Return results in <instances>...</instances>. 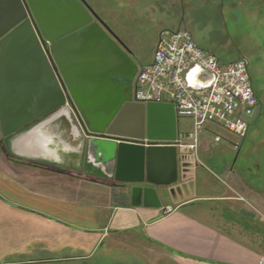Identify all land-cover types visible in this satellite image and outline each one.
<instances>
[{"label":"crops","instance_id":"1","mask_svg":"<svg viewBox=\"0 0 264 264\" xmlns=\"http://www.w3.org/2000/svg\"><path fill=\"white\" fill-rule=\"evenodd\" d=\"M87 2L95 6L94 0ZM223 2L194 8L186 0L183 18L164 8L155 12L168 23L189 28L196 21L195 9H224ZM139 16V11L115 13L108 23L127 48L131 63L114 67L106 51L96 52L93 66L88 64L84 73L90 72L95 87L100 86L96 97L104 103L92 100L83 89L89 112L104 113L107 104L126 94L127 84L132 89L137 85L138 71L152 62L161 33L151 58L143 59L135 45ZM87 39L67 50L72 64L91 48ZM13 58L0 75V111L52 112L57 105L52 87L43 75L26 71L24 60ZM110 67L115 71L111 79H103ZM133 68L135 75L127 79ZM259 101L260 110L245 138L217 130L223 137L220 142L202 137L197 152L179 151L178 182L157 187L161 207L133 206L131 187L116 182L101 154L90 153L87 144L84 150L73 146L62 117L17 135L9 146L0 124V241L12 243L8 256L35 255L43 261L84 258L109 237L130 234L164 250L177 264H264V102ZM188 126L192 120L188 124L179 118L180 135L187 136ZM204 132L212 136L214 130L208 126ZM214 143L218 152H237L233 163L225 158L217 171L207 166V162L212 166L209 153Z\"/></svg>","mask_w":264,"mask_h":264},{"label":"water","instance_id":"2","mask_svg":"<svg viewBox=\"0 0 264 264\" xmlns=\"http://www.w3.org/2000/svg\"><path fill=\"white\" fill-rule=\"evenodd\" d=\"M84 37L91 48L72 64L66 52ZM102 49L111 66L131 63L124 43L85 0H0V75L7 71L9 58L16 55L15 59L26 62V71L44 76L57 103L48 113L0 111L2 135L9 146L17 135L62 117L73 146L84 150L87 144L90 153L101 154L116 182L131 187L133 206L161 207L157 187L168 188L179 179V150L170 144L180 136L174 104L138 102L134 99L137 85L132 89L127 84L126 94L107 104L104 113L89 112L85 105L89 98L83 89L98 103L104 99L96 97L100 86L95 87L90 72L84 70L88 71V64L93 66L92 57ZM112 71L108 68L103 79H111ZM132 71L127 79L135 75L134 68ZM212 79L199 67L188 74L190 85L196 88L209 86ZM246 135L247 131L243 138Z\"/></svg>","mask_w":264,"mask_h":264},{"label":"rangeland","instance_id":"3","mask_svg":"<svg viewBox=\"0 0 264 264\" xmlns=\"http://www.w3.org/2000/svg\"><path fill=\"white\" fill-rule=\"evenodd\" d=\"M103 10L104 19L111 23L115 13L130 11L140 12V30L136 38V47L145 60L151 58L152 51L158 40V34L166 29H178L179 25L168 23L163 16L152 10L146 1L125 0H95ZM218 1V0H216ZM177 2L179 13L180 5ZM225 8H205L193 11L195 23L182 26L190 29L202 47L216 54L224 61H235L246 58L253 78L254 87L259 99L264 102V0H225ZM212 10V12L210 11ZM184 17V15H179ZM132 25V22L129 23ZM135 25V24H134ZM135 30V27H134ZM256 46V47H255ZM259 46V47H258ZM189 124V119H184ZM188 132L191 127L188 126ZM226 133L221 128L218 129ZM212 139L211 134L202 133L201 138ZM209 154L212 156V166L207 162L208 169L216 167L225 158L231 163L237 152H218V146L213 144ZM238 164H240L238 162ZM203 172L205 169L200 168ZM212 170V169H211ZM7 243V242H5ZM4 245V246H2ZM11 245V246H10ZM12 243L3 244L0 241V264H177L167 253L151 244L142 241L136 235H113L105 244L91 256L84 258H61L59 260H40L41 257L8 256ZM68 253V252H67ZM22 261V262H21Z\"/></svg>","mask_w":264,"mask_h":264},{"label":"built area","instance_id":"4","mask_svg":"<svg viewBox=\"0 0 264 264\" xmlns=\"http://www.w3.org/2000/svg\"><path fill=\"white\" fill-rule=\"evenodd\" d=\"M199 67L212 75L207 87L190 85L188 74ZM134 99L138 102L173 103L178 118L192 120L189 136L180 135L176 145L181 154L197 152L204 130L210 126L213 141L223 137L217 131L242 137L250 118L260 110L249 61L225 62L201 47L185 28L161 33L153 60L137 73Z\"/></svg>","mask_w":264,"mask_h":264},{"label":"flooded vegetation","instance_id":"5","mask_svg":"<svg viewBox=\"0 0 264 264\" xmlns=\"http://www.w3.org/2000/svg\"><path fill=\"white\" fill-rule=\"evenodd\" d=\"M85 1L87 2V0H85ZM132 1H136V0H131V2ZM137 1H141V0H137ZM142 1H146L148 3V6L154 11L157 8H164V9L167 10V13H170V14L174 13V14H179V15L184 14L185 11L187 10V6H189V5L186 4V0H179L180 9H179V13H178L177 2H175V0H142ZM222 1L223 0H219V2H220L219 4L220 5H222ZM187 2H189V4L191 6H193L194 8H197V7H199V5H201V4L203 5V3L205 5H211V4L215 3L216 0H187ZM87 4L95 11V13L99 17V19H101V21H103L107 25L108 29L113 32L111 26L104 19V14L105 13H103V10L100 8L98 3H96V1H95V6L91 5L88 2H87ZM223 4L226 5L225 2H223ZM166 30H163L162 32H164Z\"/></svg>","mask_w":264,"mask_h":264}]
</instances>
